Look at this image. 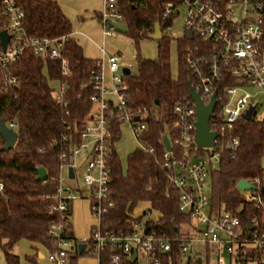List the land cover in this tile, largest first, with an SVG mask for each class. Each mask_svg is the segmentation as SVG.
Here are the masks:
<instances>
[{
	"label": "trees",
	"instance_id": "obj_1",
	"mask_svg": "<svg viewBox=\"0 0 264 264\" xmlns=\"http://www.w3.org/2000/svg\"><path fill=\"white\" fill-rule=\"evenodd\" d=\"M24 11L22 26L32 37L63 39V55L69 62L70 76L60 75V63L48 57L39 58L31 49H26L8 70L18 79V84L0 91V118L5 123H16L17 141L13 148L3 151L4 140L0 136V248L6 264H22L14 253V246L24 239L41 244L47 251H57L56 238L49 234L52 225L63 223L59 237L72 240L73 250L68 253V263L74 264L79 256L91 255V239L84 242L78 252L77 240L70 221L71 204L65 211L53 209L57 200L54 195L60 186L61 160L59 158L62 137L65 135L75 144L80 141L84 119L92 108L90 97L96 93L92 83L96 73V61L83 55L81 46L71 37V23L55 0H13ZM169 0H118L125 16L123 34L132 40L136 55V73L123 76L126 83L127 108L141 106L154 108L155 113L146 117L147 130L143 140L153 146V153L135 149L123 165L116 149L109 159L110 183L108 199L113 203L100 217V230L129 233L134 221H142L149 211L156 213V220L146 222L147 231L163 233L169 237L171 250L157 252L160 264L178 260L183 228L190 216L178 209L179 191L170 184L168 171L162 165L166 135L173 145L177 132L172 127L175 104L190 99L188 83L194 84L186 64V48L193 43L186 38L177 41V76H172L170 67L171 40L162 35L156 40L155 58L142 56L139 43L150 38L155 25L164 31L168 22L162 20L161 2ZM2 4L0 0V13ZM6 20L0 15V31ZM61 79L67 83L66 105L58 104L52 94L50 80ZM113 139L121 136L120 123L112 125ZM239 148L235 155L228 151L221 155L217 167L211 171L210 206L213 210L225 209L238 215L241 222L256 220L264 227V208L246 202L236 188L241 179L262 177L264 170V121L240 120L236 124ZM56 141V142H55ZM55 142V143H54ZM180 154L173 147V152ZM44 167L46 177L38 180V168ZM264 186V181L261 183ZM264 199V194L262 195ZM139 203H147L142 215L133 216ZM114 250L106 247L98 253L99 264H107ZM119 252V251H118ZM29 263L34 256L26 257ZM194 264H200L195 257ZM119 264H140L129 260L121 253ZM148 264H154L151 260ZM201 264H210V256L202 258Z\"/></svg>",
	"mask_w": 264,
	"mask_h": 264
},
{
	"label": "built area",
	"instance_id": "obj_2",
	"mask_svg": "<svg viewBox=\"0 0 264 264\" xmlns=\"http://www.w3.org/2000/svg\"><path fill=\"white\" fill-rule=\"evenodd\" d=\"M1 4L0 15L6 20L3 30L10 38L5 50L0 44V71L8 70L24 50L31 49L39 58L58 61L60 75L69 77V62L62 52L63 39L29 36L22 26L24 11L13 0H1ZM160 6L162 20L168 22L161 31L162 35L176 42L183 37L193 41L186 48V64L194 79L191 85L199 99L204 106L210 104L213 96L216 100L209 118L210 131L216 133L211 147H198L195 143L198 115L194 100L190 97L173 107L172 127L178 136L173 145L170 143L171 151L164 147L162 165L168 171L171 187L179 191L178 209L190 216L189 224L183 228L185 235L175 264H194L195 257L201 264L206 252L210 264H264V227L253 220L250 221L253 228L249 229L247 221L241 222L233 212L211 209L210 197L205 190L206 177L217 167L222 153L228 151L233 156L239 148L237 122L244 120L243 115L251 106L254 110L250 120L264 121V114H257L260 104L257 96L264 93V0H169L161 2ZM181 9L184 11L182 36L178 37L173 25ZM99 21L104 38L121 33L117 25L123 24L126 29L118 0H102ZM188 33L192 39H188ZM95 64L92 83L96 93L90 97L92 108L84 119L78 144L65 135L62 137L60 167H71L74 173L77 158L84 156L85 188L78 193L91 201L92 215L98 221L88 238L94 249L91 256L98 259L97 252L108 247L114 252L109 255L107 264H119L121 253L131 260L134 252L137 263L145 261L148 264L153 260L154 264H160L157 252L171 250L169 237L165 234L147 231L141 221H134L129 233L100 230L101 214L106 207L113 205L107 197L110 183L108 163L112 149H116L112 125L129 124L138 148L153 153V146L143 140V135L147 130L145 119L155 111L148 106L135 110L127 108L123 68L131 69L132 65L122 63L116 54L106 55ZM105 67L109 72L108 79L104 74ZM17 84V77L6 73L0 80V91ZM50 86L55 101L66 105L67 83L54 79L50 80ZM136 116L137 121L134 120ZM5 124L16 131V123ZM173 147L180 154L173 152ZM246 181L255 188L241 191L244 200L264 208V193L261 191L264 175ZM78 193L64 185L60 176L53 209L67 210ZM62 229L63 223L59 222L49 230L58 244L57 251L45 254L52 264H67L68 253L74 248L72 240L59 237ZM166 264L173 263L168 261Z\"/></svg>",
	"mask_w": 264,
	"mask_h": 264
},
{
	"label": "crops",
	"instance_id": "obj_3",
	"mask_svg": "<svg viewBox=\"0 0 264 264\" xmlns=\"http://www.w3.org/2000/svg\"><path fill=\"white\" fill-rule=\"evenodd\" d=\"M64 15L69 19L71 23V37L81 46L83 55L86 58L93 60H102L106 55L116 54L119 55V59L122 63L127 65H135V59L133 61L122 59L120 57L121 50L126 46L125 41L118 39L117 35L110 38L103 37V29L99 21L100 11L102 9V0H55ZM131 40V39H130ZM144 40H141L142 43ZM128 47V45H127ZM134 48V47H133ZM133 50V49H131ZM136 55V50L132 51V56ZM157 55H143L145 58L153 59ZM122 56V55H121ZM131 73V70H130ZM105 77L109 78L108 70L104 69ZM77 158V168L84 166V156ZM66 169V180H72L69 177L67 168L61 169V182L64 184L63 170ZM73 173V175H75ZM74 189V188H73ZM79 190V189H78ZM80 189L79 191H81ZM81 198V199H78ZM84 194L79 195L75 200L71 202V216L70 221L72 225V231L74 237L79 241H86L95 227L98 221L91 215V201ZM147 204V203H146ZM143 209L142 215L144 213ZM91 212V213H90ZM151 212L147 211L144 214L150 215ZM155 213V217H156ZM18 248L20 252V260L22 264H31L26 260L28 256H34V264H52L46 259L45 254L47 250L41 244L32 243L27 240H20L14 246ZM24 257V258H22ZM33 264V263H32ZM74 264H99V260L91 255H83L76 258Z\"/></svg>",
	"mask_w": 264,
	"mask_h": 264
},
{
	"label": "rangeland",
	"instance_id": "obj_4",
	"mask_svg": "<svg viewBox=\"0 0 264 264\" xmlns=\"http://www.w3.org/2000/svg\"><path fill=\"white\" fill-rule=\"evenodd\" d=\"M183 16H184V11L183 9H181L179 15L177 16L174 25H173V29L174 32L176 33V35L178 37L182 36V24H183ZM118 39H121V41H125L126 42V46L123 47V49L121 50V55L120 57H123L122 59L125 60H130L133 61L135 59V56H132V51L135 49V46L132 42V40H130L128 37H126L123 33H118L117 34ZM144 41L142 43H139V48H140V52L143 55H154L157 53V43L156 40L147 38V39H143ZM177 42L176 41H171V45H170V67H171V73L172 76L176 77L177 76V72H178V59H177ZM128 45V47H127ZM134 47V48H133ZM133 49V50H131ZM119 56V55H117ZM144 57V56H143ZM132 74L136 73V66L132 65V68L130 69ZM251 91H255V90H251ZM257 100L260 102V104L257 107V114L259 116H262L264 114V93H260L257 96ZM120 131H121V136L120 139L118 141H116L115 147H116V151L117 154L119 156V158L121 159L123 165H125L126 163V158L127 156L134 151L135 149H138L137 146V142L135 137L133 136L131 130H130V126L129 124H122L120 126ZM81 157V156H79ZM78 157V158H79ZM83 171H84V166H81L80 168H77L75 170V177L72 180H66V169L63 170V178H64V185L69 186L71 188H74V191L76 193L79 192L80 189H84L85 188V184L83 181ZM79 189V190H78ZM205 190L208 194V196L210 197V192H211V174H208V176L206 177V187ZM79 195V193H78ZM81 199V198H78ZM88 202L89 200L86 199ZM90 205V202H89ZM144 208H148V204L146 203H139L136 208L134 209L133 212V216L137 217L139 216ZM91 213V212H90ZM92 215V213H91ZM93 216V215H92ZM155 217V212L151 211L150 215H145V217H143L141 224L142 226H144L147 222V220L152 219L154 220ZM14 253L17 254L18 256H20V252L18 248H14L13 249ZM24 258V257H22ZM0 264H6L4 256H3V252L0 248Z\"/></svg>",
	"mask_w": 264,
	"mask_h": 264
},
{
	"label": "water",
	"instance_id": "obj_5",
	"mask_svg": "<svg viewBox=\"0 0 264 264\" xmlns=\"http://www.w3.org/2000/svg\"><path fill=\"white\" fill-rule=\"evenodd\" d=\"M124 28L125 27L123 24L117 25V29L121 33L124 32L125 30ZM187 37L188 39H192L191 33H188ZM9 38H10L9 35L7 34L5 30L0 31V44L3 50H5L6 45L9 41ZM161 38H162V33L160 30V25L157 23L155 25L154 32L150 35V39L159 40ZM123 73L125 75L129 74L130 69L124 67ZM188 93H189V96L195 102L196 109H197V115H198L197 121L195 123V126H196L195 138H194L195 143L197 144L198 147H211L213 146V140L216 137V133L210 131L209 118L213 114V108L216 103L215 97L213 96L209 105L204 106L201 100L199 99L197 92L195 91L194 87L191 85L190 82L188 83ZM253 110H254V106H251L249 110L243 115V119L246 121H249L251 119V114ZM134 120L137 121L138 117L136 116ZM0 136L4 140V145L1 148L3 151H7L13 148L18 138L17 132L14 131L12 128L7 127L4 120L1 118H0ZM163 145L167 151H171L170 141L166 135H164L163 137ZM261 169L264 170V159L261 162ZM68 172H69V177L73 178L74 177L73 169L71 167L68 169ZM46 175L47 173H46L45 168L39 167L37 179L43 180L46 177ZM236 188L240 191H244V190L254 189L255 186L250 184L245 179H241L240 181H238ZM261 191L264 193V187L261 188ZM246 224L249 229L253 228L250 221H247ZM84 246H85L84 243H80L78 245L79 253L83 250ZM136 259H137L136 252H134L131 256V260L135 261ZM140 264H145V261H141Z\"/></svg>",
	"mask_w": 264,
	"mask_h": 264
}]
</instances>
